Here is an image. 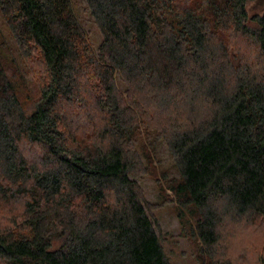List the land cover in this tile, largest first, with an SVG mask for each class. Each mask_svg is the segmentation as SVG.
Returning <instances> with one entry per match:
<instances>
[{
  "label": "trees",
  "instance_id": "obj_1",
  "mask_svg": "<svg viewBox=\"0 0 264 264\" xmlns=\"http://www.w3.org/2000/svg\"><path fill=\"white\" fill-rule=\"evenodd\" d=\"M85 1L97 48L74 0H0V264H173L138 179L159 139L212 264L211 202L264 219L258 0Z\"/></svg>",
  "mask_w": 264,
  "mask_h": 264
},
{
  "label": "rangeland",
  "instance_id": "obj_2",
  "mask_svg": "<svg viewBox=\"0 0 264 264\" xmlns=\"http://www.w3.org/2000/svg\"><path fill=\"white\" fill-rule=\"evenodd\" d=\"M74 1L78 17L87 30L92 44L97 48L101 43V34L88 10L86 1ZM247 7L250 15L264 14V0L250 2ZM4 31L10 39L9 42L13 44L9 32L6 29ZM19 62L21 63L20 58ZM27 79L29 88L36 92L38 87L36 77L28 73ZM146 140L149 142L147 138ZM141 144L143 145V142L139 146L144 165L138 179L147 201L151 204L150 213L157 223V231L162 236L168 256L173 264H206L203 257L198 256V244L191 233L189 224L184 225L180 220L179 212L185 211V208L176 200L170 187L179 180L180 173L167 145L162 139H159L155 146L143 145L141 148Z\"/></svg>",
  "mask_w": 264,
  "mask_h": 264
},
{
  "label": "clouds",
  "instance_id": "obj_3",
  "mask_svg": "<svg viewBox=\"0 0 264 264\" xmlns=\"http://www.w3.org/2000/svg\"><path fill=\"white\" fill-rule=\"evenodd\" d=\"M15 217H0V231H8L10 219H22L24 201L15 202ZM215 215L211 246L212 264H264V220L251 210L236 212L228 196L210 203Z\"/></svg>",
  "mask_w": 264,
  "mask_h": 264
}]
</instances>
